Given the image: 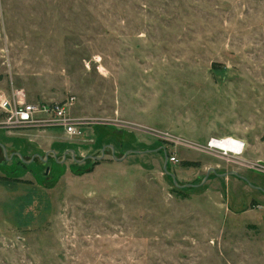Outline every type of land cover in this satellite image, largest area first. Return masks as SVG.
Returning a JSON list of instances; mask_svg holds the SVG:
<instances>
[{
  "label": "rangeland",
  "instance_id": "1",
  "mask_svg": "<svg viewBox=\"0 0 264 264\" xmlns=\"http://www.w3.org/2000/svg\"><path fill=\"white\" fill-rule=\"evenodd\" d=\"M15 88L73 95L90 121L35 129L42 154L162 146L181 184L214 166L264 188V0H0V90ZM228 135L241 156L208 147ZM49 161H0V264H264V193L236 175L178 188L161 150Z\"/></svg>",
  "mask_w": 264,
  "mask_h": 264
},
{
  "label": "built area",
  "instance_id": "2",
  "mask_svg": "<svg viewBox=\"0 0 264 264\" xmlns=\"http://www.w3.org/2000/svg\"><path fill=\"white\" fill-rule=\"evenodd\" d=\"M75 105V96L71 95L61 101H31L23 88H15L11 93L0 90V129L14 133L25 129L62 128L65 138L81 135L85 126L90 123L82 116H75L72 108ZM231 139V147L219 149L212 145V141ZM208 147L220 151L227 156H241L246 143L234 136L213 137L208 141ZM171 162L179 159L170 155Z\"/></svg>",
  "mask_w": 264,
  "mask_h": 264
},
{
  "label": "water",
  "instance_id": "3",
  "mask_svg": "<svg viewBox=\"0 0 264 264\" xmlns=\"http://www.w3.org/2000/svg\"><path fill=\"white\" fill-rule=\"evenodd\" d=\"M0 146L3 149V153H4L6 158H10L11 159L14 156H17L21 161L26 162V163L32 162L36 157L39 160H41L43 163H46L48 161V158H49L50 154L56 160V162L65 161L67 159L68 155H70V157L73 160H75V162H78V163H81V162H83V161H85L87 159H91V160L97 161V160H101L105 156L106 148H110L112 157L117 159V160H121V159L125 158L130 153H148V152H158L160 150H163V152H164L163 169H164L166 174L171 176L174 185L176 187H178V188H182L183 189V188L198 187V186L204 184L207 181V179L209 178L211 173H214V174L219 175V176L236 175L239 178L245 180L253 188L259 189V190H261L264 193V188L262 186L254 185L246 176L240 174L236 170H230V171H227V172H218L214 166H211V167H209L207 169V172H206L205 176L203 177V179L201 180V182H199V183H182L181 184V183L178 182L176 174L174 172H172V171H169L167 169L168 161H169V155H168L166 149H164L162 146L157 147V148L144 149V150H127L123 154V156L117 157L116 154H115L114 145L106 144V145H104L102 147V149L99 152V154H95V155L89 154V155H85V156H83L81 158H77L75 156L74 149L65 150L64 153L62 154L61 158H58L55 150H48L44 154L33 153L31 155L24 156L20 151L8 152L7 147L1 142H0Z\"/></svg>",
  "mask_w": 264,
  "mask_h": 264
},
{
  "label": "crops",
  "instance_id": "4",
  "mask_svg": "<svg viewBox=\"0 0 264 264\" xmlns=\"http://www.w3.org/2000/svg\"><path fill=\"white\" fill-rule=\"evenodd\" d=\"M5 134H7L9 136L10 135L11 136L14 135V136L28 137V142H30L32 144L35 143V142L38 143L40 138H42L45 135V133L43 131H38V130H35V129H25V130L16 131L14 133H8V132L5 131ZM230 136H233V135H230ZM0 142L3 143L7 147L8 152L20 151L24 156L31 155L33 153L42 154V152L38 150L39 148H43L41 144H38V145L37 144H33V146H29V147H32V148H29V149L26 148L25 151H22L14 143H12V142L6 143L1 137H0ZM0 152H3V149H2L1 146H0Z\"/></svg>",
  "mask_w": 264,
  "mask_h": 264
},
{
  "label": "flooded vegetation",
  "instance_id": "5",
  "mask_svg": "<svg viewBox=\"0 0 264 264\" xmlns=\"http://www.w3.org/2000/svg\"><path fill=\"white\" fill-rule=\"evenodd\" d=\"M164 149H166V148H164ZM50 150H53V149H50ZM162 152H163V150H161ZM166 151H167V149H166ZM64 153V152H63ZM62 153V154H63ZM168 153V152H167ZM57 154V153H56ZM62 154H57V156H58V158H61V156H62ZM163 155H164V152H163ZM68 156H70V155H68ZM67 156V157H68ZM4 158H5V155H4V153L3 152H0V161H3L4 160ZM49 159L50 160H52V161H55L56 162V160L51 156V154H50V156H49V158H48V161L46 162V163H43V164H45L46 166H47V168L49 169V167H50V161H49Z\"/></svg>",
  "mask_w": 264,
  "mask_h": 264
},
{
  "label": "bare ground",
  "instance_id": "6",
  "mask_svg": "<svg viewBox=\"0 0 264 264\" xmlns=\"http://www.w3.org/2000/svg\"><path fill=\"white\" fill-rule=\"evenodd\" d=\"M221 144H222L221 141H215V140L212 141V145H213V146H217V147H218V146L221 145ZM218 148H220V146H219Z\"/></svg>",
  "mask_w": 264,
  "mask_h": 264
},
{
  "label": "trees",
  "instance_id": "7",
  "mask_svg": "<svg viewBox=\"0 0 264 264\" xmlns=\"http://www.w3.org/2000/svg\"><path fill=\"white\" fill-rule=\"evenodd\" d=\"M23 162V161H22ZM243 180V179H242ZM243 181H245V180H243ZM252 200H254V198L252 199ZM257 201V203H260L258 200H256Z\"/></svg>",
  "mask_w": 264,
  "mask_h": 264
}]
</instances>
